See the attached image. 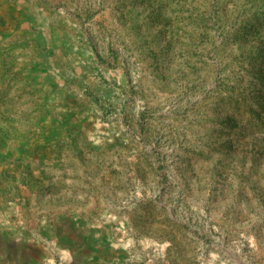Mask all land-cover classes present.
Masks as SVG:
<instances>
[{
    "label": "rangeland",
    "instance_id": "rangeland-1",
    "mask_svg": "<svg viewBox=\"0 0 264 264\" xmlns=\"http://www.w3.org/2000/svg\"><path fill=\"white\" fill-rule=\"evenodd\" d=\"M0 264H264V0H0Z\"/></svg>",
    "mask_w": 264,
    "mask_h": 264
}]
</instances>
